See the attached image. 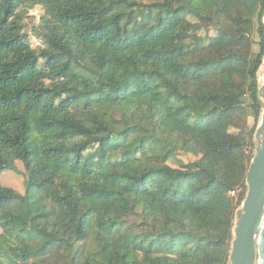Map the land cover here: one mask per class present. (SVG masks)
<instances>
[{"label": "trees", "instance_id": "16d2710c", "mask_svg": "<svg viewBox=\"0 0 264 264\" xmlns=\"http://www.w3.org/2000/svg\"><path fill=\"white\" fill-rule=\"evenodd\" d=\"M263 64L264 0H0V264H230Z\"/></svg>", "mask_w": 264, "mask_h": 264}, {"label": "water", "instance_id": "95a60500", "mask_svg": "<svg viewBox=\"0 0 264 264\" xmlns=\"http://www.w3.org/2000/svg\"><path fill=\"white\" fill-rule=\"evenodd\" d=\"M258 94L264 103V85ZM260 120L255 133V155L246 176L247 193L236 212L230 264H257V232L264 226V108Z\"/></svg>", "mask_w": 264, "mask_h": 264}, {"label": "rangeland", "instance_id": "374dc122", "mask_svg": "<svg viewBox=\"0 0 264 264\" xmlns=\"http://www.w3.org/2000/svg\"><path fill=\"white\" fill-rule=\"evenodd\" d=\"M43 13H44L43 9L40 7H37L35 10L31 11L30 14L36 18L35 21L38 23L40 21L41 15ZM255 41H256V43L259 42L258 36L255 37ZM32 43H33L34 47H37L39 45L38 40H36L35 38H32ZM254 51H255V53L258 52V46L257 45H255ZM258 77H259V85L260 86L264 85V64L259 70ZM262 104H263V108H264V103L262 102ZM248 111H249V118H248L249 127L250 128L257 127L258 128L261 125V120H259V122L256 123L253 111L250 108ZM254 155H255V151H254ZM180 158L184 162H189V161L196 159L194 156H191V155H186V156L181 155ZM31 162H32V165H34V166H40L41 164H47V166L51 170L57 171L56 165L53 162H51L48 158L32 157ZM17 166H18L19 171L24 170V167H23L21 162H18ZM0 181L2 182V184L4 186L11 187V188H14V189L19 190V191L24 190V179L20 173L12 172V171H6L0 176ZM233 195H235V194H233ZM257 243L261 244L262 242H260V240H259V241H257Z\"/></svg>", "mask_w": 264, "mask_h": 264}]
</instances>
